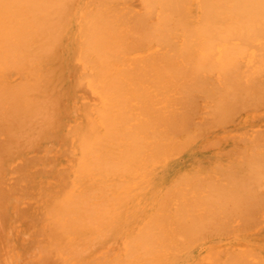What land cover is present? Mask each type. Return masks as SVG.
Segmentation results:
<instances>
[{"label": "bare ground", "instance_id": "bare-ground-1", "mask_svg": "<svg viewBox=\"0 0 264 264\" xmlns=\"http://www.w3.org/2000/svg\"><path fill=\"white\" fill-rule=\"evenodd\" d=\"M0 264H264V0H0Z\"/></svg>", "mask_w": 264, "mask_h": 264}]
</instances>
